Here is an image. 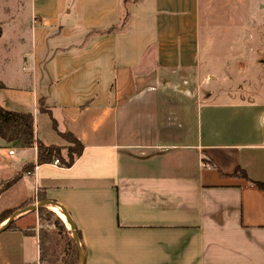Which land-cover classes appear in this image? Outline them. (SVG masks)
Masks as SVG:
<instances>
[{
	"label": "crops",
	"instance_id": "obj_1",
	"mask_svg": "<svg viewBox=\"0 0 264 264\" xmlns=\"http://www.w3.org/2000/svg\"><path fill=\"white\" fill-rule=\"evenodd\" d=\"M205 1L6 2L0 106L32 113L62 159L0 137V213L62 205L85 264H264V102L213 70ZM60 132L84 147L69 166ZM37 211L0 233V264H43Z\"/></svg>",
	"mask_w": 264,
	"mask_h": 264
},
{
	"label": "rangeland",
	"instance_id": "obj_2",
	"mask_svg": "<svg viewBox=\"0 0 264 264\" xmlns=\"http://www.w3.org/2000/svg\"><path fill=\"white\" fill-rule=\"evenodd\" d=\"M7 1L0 0V14L7 8ZM12 8L23 11L20 19L23 23L19 28L21 34H27L30 28L27 22L30 14L28 2H20L19 7ZM201 21L205 40L215 42L211 54L217 63L213 65V70L228 78L226 84L230 87L243 89L253 98L264 102V0H206ZM11 39L15 44L20 43L13 32L5 27L4 42H10ZM2 51H5L4 45H0V53ZM36 203L35 200L30 202L31 205ZM47 209V212H54L49 218L46 211L42 214L37 211L43 240L48 248L43 264H59L65 247V233L55 224L58 214L53 209ZM64 224L70 230V225L65 221ZM58 229L62 232L61 236L58 235Z\"/></svg>",
	"mask_w": 264,
	"mask_h": 264
},
{
	"label": "trees",
	"instance_id": "obj_3",
	"mask_svg": "<svg viewBox=\"0 0 264 264\" xmlns=\"http://www.w3.org/2000/svg\"><path fill=\"white\" fill-rule=\"evenodd\" d=\"M2 33V28L0 24V36ZM2 84H0V88ZM42 110H45L42 108ZM56 126V125H55ZM61 136L73 143V146L67 148V156L68 159L63 163L67 166L71 165L77 157H79L83 151L82 143L77 140L75 136H73L69 132H60ZM0 137L3 138L7 143L15 147H33L37 145L38 148V162L45 163L51 162L54 159H58L61 163L62 159V148L58 146H46L41 141H38L35 136V126H34V116L29 112H17L3 108L0 106ZM29 167H26L27 170ZM24 170V171H25ZM236 174L244 175L237 169ZM22 174H18L15 176L8 184L12 185L14 182L20 179ZM258 186L264 188V184L260 182H255ZM40 201L44 200L39 199ZM27 204H23L20 207L6 210L0 213V225L4 221H6L16 210L25 207ZM39 212L44 213L46 211V216L49 218V215H53L54 212H47V207L43 206L38 209ZM42 216V215H41ZM44 218V216H42ZM57 217V216H56ZM56 226H59L63 233H65L64 241L65 247L61 254V261L59 264H80V256L78 252V248L76 246L74 238L71 236L72 232L65 227L64 222L57 217L55 220ZM16 228L15 221L11 222L7 229ZM62 233V232H60ZM79 240L80 233L77 231ZM41 247L44 248V240H41Z\"/></svg>",
	"mask_w": 264,
	"mask_h": 264
},
{
	"label": "water",
	"instance_id": "obj_4",
	"mask_svg": "<svg viewBox=\"0 0 264 264\" xmlns=\"http://www.w3.org/2000/svg\"><path fill=\"white\" fill-rule=\"evenodd\" d=\"M43 206H57L59 207V209L63 212V214H65L67 221L70 224V230L72 232V236L75 240L76 246L78 248V252H79V256H80V264H85V255L83 253V250L81 248L80 245V241H79V237H78V233H77V228L73 222V219L71 218V215L69 214V212L60 204L56 203V202H51V201H42L36 205H28L24 208H20L18 210H16L7 220L6 222L0 226V233H2L3 231H5L8 226L10 225L11 222L14 221L15 217L23 212L26 211H30V210H37L40 207Z\"/></svg>",
	"mask_w": 264,
	"mask_h": 264
},
{
	"label": "bare ground",
	"instance_id": "obj_5",
	"mask_svg": "<svg viewBox=\"0 0 264 264\" xmlns=\"http://www.w3.org/2000/svg\"><path fill=\"white\" fill-rule=\"evenodd\" d=\"M52 209L58 214V216L60 218H62V220L65 221V223H67V225H70L69 222L66 219L65 214H63V212L59 209V207L58 208L57 207H53Z\"/></svg>",
	"mask_w": 264,
	"mask_h": 264
},
{
	"label": "built area",
	"instance_id": "obj_6",
	"mask_svg": "<svg viewBox=\"0 0 264 264\" xmlns=\"http://www.w3.org/2000/svg\"><path fill=\"white\" fill-rule=\"evenodd\" d=\"M13 152H14L13 149L10 150V154H13ZM53 164L58 166V165H60V162H59L58 159H54L53 160ZM205 167H209V166L208 165H205Z\"/></svg>",
	"mask_w": 264,
	"mask_h": 264
}]
</instances>
